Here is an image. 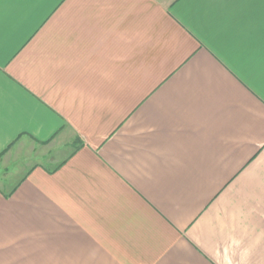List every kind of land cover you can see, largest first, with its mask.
<instances>
[{"label":"crops","instance_id":"crops-1","mask_svg":"<svg viewBox=\"0 0 264 264\" xmlns=\"http://www.w3.org/2000/svg\"><path fill=\"white\" fill-rule=\"evenodd\" d=\"M15 148L0 264H264V0H0Z\"/></svg>","mask_w":264,"mask_h":264},{"label":"rangeland","instance_id":"rangeland-1","mask_svg":"<svg viewBox=\"0 0 264 264\" xmlns=\"http://www.w3.org/2000/svg\"><path fill=\"white\" fill-rule=\"evenodd\" d=\"M24 151V149L20 151L15 148L12 150V153H9L11 156L7 154L0 156V185H2L4 181H7L13 173H16L20 165L24 164V159L26 157Z\"/></svg>","mask_w":264,"mask_h":264}]
</instances>
